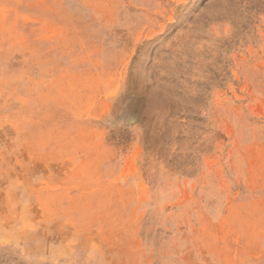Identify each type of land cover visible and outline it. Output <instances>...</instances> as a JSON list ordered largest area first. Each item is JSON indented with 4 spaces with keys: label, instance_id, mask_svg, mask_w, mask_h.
Returning <instances> with one entry per match:
<instances>
[{
    "label": "rangeland",
    "instance_id": "374dc122",
    "mask_svg": "<svg viewBox=\"0 0 264 264\" xmlns=\"http://www.w3.org/2000/svg\"><path fill=\"white\" fill-rule=\"evenodd\" d=\"M0 264H264V0H0Z\"/></svg>",
    "mask_w": 264,
    "mask_h": 264
}]
</instances>
